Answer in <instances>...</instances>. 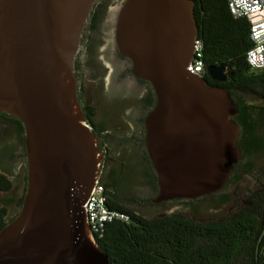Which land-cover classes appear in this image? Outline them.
<instances>
[{
  "label": "water",
  "instance_id": "95a60500",
  "mask_svg": "<svg viewBox=\"0 0 264 264\" xmlns=\"http://www.w3.org/2000/svg\"><path fill=\"white\" fill-rule=\"evenodd\" d=\"M96 3L0 0V112L22 122L27 166L22 207L0 231V264H112L84 208L105 154L85 118L75 70ZM194 6L124 0L115 16L121 55L156 95L145 119L156 203L217 200L242 154L232 94L190 72ZM207 71L218 83L229 78L223 65Z\"/></svg>",
  "mask_w": 264,
  "mask_h": 264
},
{
  "label": "trees",
  "instance_id": "16d2710c",
  "mask_svg": "<svg viewBox=\"0 0 264 264\" xmlns=\"http://www.w3.org/2000/svg\"><path fill=\"white\" fill-rule=\"evenodd\" d=\"M228 1L194 0V16L198 39L204 45L206 69L223 65L229 74L223 83L213 81L208 71L205 79L210 85L228 90L237 104L238 114L233 119L240 127L237 144L242 154L232 171L233 175L239 173L236 179H240L243 174L253 172L251 157L264 158V72L250 68L246 60L252 46L249 24L246 19H235L231 15ZM248 97L257 103L248 102ZM83 110L95 131L94 108L85 103ZM9 135L15 136L17 144L2 146L1 162L11 158L26 164L22 122L0 112V142ZM101 182L107 189L110 207L130 218L129 222L108 225L101 238L94 235L112 264H264V184L251 192L246 205L229 220L201 224L182 215L145 219L120 204ZM11 188L8 176L0 173V191L6 193ZM25 191L26 187L19 200L20 209ZM8 203L0 206V231L16 217L6 220Z\"/></svg>",
  "mask_w": 264,
  "mask_h": 264
},
{
  "label": "rangeland",
  "instance_id": "374dc122",
  "mask_svg": "<svg viewBox=\"0 0 264 264\" xmlns=\"http://www.w3.org/2000/svg\"><path fill=\"white\" fill-rule=\"evenodd\" d=\"M121 4L118 2L116 4V0H104L102 2L99 8L97 29L93 34L92 46L95 49L91 52L87 51L84 54L87 56L90 69L96 68L99 75L101 67L97 64L96 54L104 47L102 37L104 31L109 28L110 13L114 9L118 10ZM107 65L109 66L107 71L102 70V73L105 72V75L102 77L103 80H106L111 72L110 65ZM130 84H126L121 89H116V91H106L103 85L97 86L95 83L87 81L88 94L95 100L96 106L99 109V115L96 117L95 122L99 124L100 121H103L110 130L120 125L122 127L121 130L112 131L119 138H124L132 132L135 116L138 112V96L140 91L132 89ZM247 99L248 102L257 103L251 97ZM4 143L17 144V141L15 136L9 135L6 137ZM114 147L116 146L114 145ZM119 152L124 153L125 158L129 162L125 147H117L116 153ZM17 153L18 150L15 154ZM249 161L253 164V172L244 175L237 182H230L227 189L217 200L201 197L193 200L179 199L166 202L160 206L147 207L146 204L152 194V190L141 177L136 158L132 157L130 174L118 184V191H116L119 197L118 200L120 204L132 208L139 216L145 219L182 215L193 222L201 224L227 221L234 213L246 205L251 192L255 191L260 184H264V158L261 155H256L251 157ZM9 169L11 173H5L0 170V173H5L12 182V188L9 192L4 193L0 191V206L9 202L6 206L7 221L16 216L20 210L19 200L26 187L27 176V166L25 163L20 162L19 159L14 160Z\"/></svg>",
  "mask_w": 264,
  "mask_h": 264
},
{
  "label": "flooded vegetation",
  "instance_id": "af4514ba",
  "mask_svg": "<svg viewBox=\"0 0 264 264\" xmlns=\"http://www.w3.org/2000/svg\"><path fill=\"white\" fill-rule=\"evenodd\" d=\"M103 1L104 0H97V3L93 8V12L87 27V34H85L84 38V54H86L87 51L91 52L95 49L94 46H92V42L94 39L93 34L97 29L99 8ZM117 2L121 4L124 2V0H116V4ZM116 12L117 9H114L110 13L111 20L109 28L104 31L102 37L104 47L101 48L96 54L97 64L101 67L99 69L100 75L96 71V68L90 69V65L86 55H84L83 57H79V59H77L76 61L75 70L80 81L79 99L82 107L83 104L88 103L94 108V119L96 120V117H98L99 115V109L96 106L95 100L92 99L88 94L89 88L87 85V81L95 83L97 86L103 85L106 91H116V89H121L124 85H129L130 83L132 89H138L140 91V94L138 96L139 106L137 115L135 116L134 128L132 129V132L128 134V136L119 138L113 134L112 131L121 130L122 127L120 125H117L115 129L110 130L103 121L99 120V124L94 122L95 131L100 137V147L105 154L99 179L108 186V189L113 194V196H116L119 199L116 192L118 191V184L121 180H123L127 175L130 174L132 157L136 158V162L140 170V175L152 190V194L148 199V203L146 204V206H160L169 201L160 203L155 202L159 193L158 175L149 157L145 145V119L156 104V95L152 85L149 82L138 79L133 74L132 62L128 58L121 55L116 45L114 38ZM107 64L110 65L111 72L108 75V78L106 80H103L102 77L105 75V72L102 73V70L107 71V69L109 68ZM100 127L101 129H99ZM5 144L8 143L0 142V149ZM114 145L116 147H114ZM117 147H125L129 162L125 158L124 153H116ZM13 161L14 160H12L11 158L2 159L3 163L0 160V170L5 173H11V170L9 168ZM5 173L2 174L6 175ZM246 174H250V172L243 174V176ZM237 175H239V173L233 175V171H231L227 184L232 181L237 182L241 180L243 176L240 179H236ZM223 198L225 197L223 196ZM129 209L132 210V208Z\"/></svg>",
  "mask_w": 264,
  "mask_h": 264
},
{
  "label": "built area",
  "instance_id": "2783aa9c",
  "mask_svg": "<svg viewBox=\"0 0 264 264\" xmlns=\"http://www.w3.org/2000/svg\"><path fill=\"white\" fill-rule=\"evenodd\" d=\"M228 7L235 19L247 20L252 46L246 54V60L253 71L264 72V0H229ZM203 53V42L197 38L190 72L201 78H205L207 74ZM84 208L90 229L99 238L103 236L108 225L130 220L126 213L110 207L107 189L100 179L92 189Z\"/></svg>",
  "mask_w": 264,
  "mask_h": 264
}]
</instances>
